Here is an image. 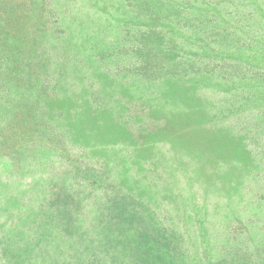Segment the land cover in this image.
<instances>
[{
	"label": "rangeland",
	"instance_id": "374dc122",
	"mask_svg": "<svg viewBox=\"0 0 264 264\" xmlns=\"http://www.w3.org/2000/svg\"><path fill=\"white\" fill-rule=\"evenodd\" d=\"M0 264H264V0H0Z\"/></svg>",
	"mask_w": 264,
	"mask_h": 264
},
{
	"label": "bare ground",
	"instance_id": "6f19581e",
	"mask_svg": "<svg viewBox=\"0 0 264 264\" xmlns=\"http://www.w3.org/2000/svg\"><path fill=\"white\" fill-rule=\"evenodd\" d=\"M123 89V88H122ZM124 90V89H123ZM129 90V89H128ZM128 94H129V92H128ZM124 95L122 94V97H123ZM155 133V132H154ZM187 133V132H186ZM153 134V133H152ZM166 136V135H165ZM201 137V136H200ZM163 138V137H162ZM160 140V139H159ZM158 141V140H157ZM185 143V142H184ZM152 146V145H151ZM189 146V145H188ZM154 148V147H153ZM172 152V151H171ZM206 153V152H205ZM188 188V187H187ZM152 195V194H151ZM190 197V196H189ZM103 226V225H102ZM101 228V227H100ZM102 230H103V228H102ZM99 232H102V231H99ZM111 232V231H110ZM111 234V233H110ZM124 236V235H123ZM123 242V241H122ZM123 245V244H122ZM125 245H126V243H125ZM125 245H123V246H125ZM141 258V257H140ZM139 259V258H138ZM139 261V260H138Z\"/></svg>",
	"mask_w": 264,
	"mask_h": 264
}]
</instances>
